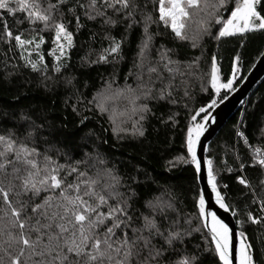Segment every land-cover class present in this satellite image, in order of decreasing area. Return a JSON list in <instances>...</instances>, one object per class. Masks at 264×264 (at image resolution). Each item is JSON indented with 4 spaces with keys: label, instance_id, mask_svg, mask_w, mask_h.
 <instances>
[{
    "label": "snow or ice",
    "instance_id": "obj_1",
    "mask_svg": "<svg viewBox=\"0 0 264 264\" xmlns=\"http://www.w3.org/2000/svg\"><path fill=\"white\" fill-rule=\"evenodd\" d=\"M231 2L0 0L3 13L0 14V41L11 45L14 39L15 47L19 49V59L24 61L23 67L39 73L41 80L37 86L50 91L53 84H59V80L48 74L49 67L43 63L44 56L39 50L45 43L44 36L40 35L38 39H22L21 34L13 36L4 14L12 16L17 12L22 13L30 25L37 22L42 25L40 33H54L52 43L56 47L48 52L56 62L51 68L54 74H62V70L68 71L71 67L67 50L74 47V35L86 27L82 20L97 25L102 40L109 41V46L102 48L96 58H91L92 50L81 57L82 67L101 64L115 66L124 59L122 46L126 42L130 44V37L139 30L140 38L133 59L135 71L129 70L134 87L125 85L114 90L116 77L113 71L110 78L104 80V90L88 100L77 89L75 76L61 75V79L65 87L70 86L74 90L77 103L71 107L77 115H80L77 104L81 107L95 104L96 110L104 114L109 111L105 101L110 96H123L133 105L132 114L138 117L132 122L131 135L146 138L142 122L149 115H154L150 104H176L174 94L177 89L183 90L181 99L189 97L188 77L195 76L192 68L197 66L199 60V57L191 62L175 60L169 55L171 49L163 45L156 48L154 39L159 33L151 31V26L163 24L170 28L177 39L190 41L193 48L205 36L219 42L223 38L264 32V0H235L229 10ZM192 23L195 24L194 29ZM70 26L75 28V33L69 30ZM117 28L122 29L119 39L112 35ZM96 35L97 32H92L90 40L94 41ZM33 44L38 57L36 60L30 58V51L29 56L24 55ZM153 49L155 59L152 57ZM240 58L237 51L232 60L231 78L221 82L216 55L213 54L208 81L212 93L233 88ZM11 67L17 71L19 69L15 63ZM11 75L10 72L6 73L4 79ZM84 86L87 87V84ZM216 103V100H212L208 108L215 107ZM201 113L204 115L198 121ZM177 115L171 113L161 123L171 122L175 126ZM4 116L7 117L8 113L5 112ZM12 117L11 121L0 120V264H203L199 255L201 252H211L213 264L215 258L220 264H262L264 245L259 250L258 258L257 249L244 232L239 233L238 245L233 244L228 225L215 213L206 211L203 194L198 196L195 204L198 215L184 214L175 206L173 196L150 195L152 189L147 182L148 174L143 173L146 179L141 181L142 170L138 166L134 167L132 173H119L115 166L106 167L105 160L95 149L92 154L85 152L82 158L74 159L69 154L70 149L57 146L70 143V138L59 141L52 136L53 126L48 123L43 109H33L30 113L21 110L19 114L13 113ZM87 119L81 120V125ZM209 119L205 107L195 110L185 132L187 159L176 156L174 161L190 163L197 173L206 167L207 183L215 193L216 203L228 211L229 206L217 189L213 161L197 158L196 147ZM112 124V132L117 139H125L129 130L122 126L123 122L118 126L113 120ZM243 124L242 116L238 121L236 136L248 145V138L240 129ZM61 157L63 163L60 162ZM237 162L242 171L245 164L239 158ZM167 165L172 167L174 163L168 161ZM256 165L264 170V153L258 147L252 153L249 166ZM227 170L233 171L231 167ZM237 179L251 192L252 202L258 203L261 212H264V178L259 180V194L250 181L241 177ZM246 215L252 224L264 227V216L253 217L251 212H246ZM193 216L205 221L203 226L208 228L210 240L204 237L205 245L201 247L196 244L190 252L188 238L201 231L199 226H192ZM209 218L210 224L207 222Z\"/></svg>",
    "mask_w": 264,
    "mask_h": 264
},
{
    "label": "trees",
    "instance_id": "obj_2",
    "mask_svg": "<svg viewBox=\"0 0 264 264\" xmlns=\"http://www.w3.org/2000/svg\"><path fill=\"white\" fill-rule=\"evenodd\" d=\"M234 3L235 0H232L229 10L234 6ZM149 8L152 9L151 4ZM0 14H3L2 10H0ZM4 15L13 36L21 34L22 39H38L40 35L44 36L45 43L41 45L39 51L44 56L43 63L49 67L48 74L55 76L59 80V84H53L50 91L38 87L41 76L29 68L23 67L24 61L19 59V49L15 47L14 39L11 45L0 41V120L11 121L13 119L12 114H19L21 110L30 113L33 109H43L48 123L53 126L52 136L59 141L70 138V143L57 146H63L65 150L70 149L69 154L74 159L82 158L85 152L92 154L93 149H95L105 160V166L109 168L115 166L119 173H132L134 167L138 166L142 170L139 177L141 181L146 179L143 173L148 174L147 182L152 189L150 195L159 196L163 194L166 198L171 195L175 198V206L182 213L189 216L193 213L198 215L195 204L201 194V189L195 167L190 163H175L174 158L184 156L187 159V151L184 146L185 132L189 118L191 115H195V110L203 106L210 116L212 111L240 86L252 70L264 53V32H252L223 38L219 42L205 36L198 42V46L193 48L190 41L177 39L170 28L163 24H153L151 31L159 33L154 39L156 48L163 45L165 48L171 49L169 55L175 60L191 62L197 57L199 60L197 66L192 68L195 76L188 77L189 87L187 90L190 96L181 99L183 90L177 89L174 94L177 100L176 104H150L154 115H149L147 120L142 122L146 129V138H135L131 135L133 131L132 122L138 117L132 114L133 105L131 103L128 104V107H112L107 103L110 111L104 114L96 110L95 104L87 105V107H81L77 104V110L80 113L77 115L71 107L72 104L77 103L76 96L73 95L74 90L70 86H64L61 75L75 76L76 81L74 83H76L77 89L83 92L88 100H91L98 91L104 90V80L109 79L113 71H115L116 77L113 84L114 90L123 88L125 85L134 87L135 83L133 77L129 75V70L135 71L133 59L140 38L139 30H136L130 37V44L126 42L122 46L124 59L115 66L101 64L82 67L81 57L92 50L91 58H96L97 53L102 48L109 46V41L102 40V33L97 25L82 20L86 27L74 35V47L67 50V54L70 56L68 62L71 67L68 71L62 70V74H54L51 72V68L56 62L52 56L48 55V52L56 47L52 43L54 33L52 31L40 33L39 29L42 25L38 22L30 25L22 13L17 12L12 16ZM154 15L157 13L154 12ZM225 18H227V13ZM18 20L24 22L17 23ZM192 28H195L194 23H192ZM0 30H2V22H0ZM69 30L76 32L72 26ZM92 32L98 33L94 41L90 40ZM121 33L122 29L117 28L113 30L112 35L119 39ZM241 42H243V47H241ZM9 47H11V51H9ZM29 51L32 60L38 59L34 44L28 51H25L26 57L29 56ZM237 51H239L241 58L233 88L231 90L221 89L219 93H212L208 81L210 80V64L213 54L216 55L221 82H226V79L232 76V60ZM155 55V49H153V59H155ZM13 63L19 66L18 71L11 67ZM9 72L12 75L5 80L4 76ZM85 83L87 87L84 86ZM115 97L125 99L123 96L112 95L113 99ZM66 100L67 104L65 103ZM212 100H216V106L208 108ZM111 108L116 115H113L114 117L111 116ZM5 112L8 113L7 117L4 116ZM171 113H178L175 118L176 125L173 126L171 122L161 123V120L166 119ZM203 115L201 113L197 120L200 121ZM242 116L244 124L240 126V129L245 132L249 141L248 145L236 136L238 121ZM85 117L88 119L81 125V120ZM113 120L118 126H121V122H123L122 126L128 128L129 134L125 139H117L113 134ZM9 126H11L10 123ZM262 130H264V81L251 94L245 109L231 119L219 132L209 146L206 158L213 161L217 188L234 215L238 232H244L247 235L249 241L257 249L258 258H260L259 250L264 245V227L261 224H252L248 221L246 212H251L253 217L264 216V212H261V206L258 203L252 202L251 192L238 182L237 177L250 181L259 194V180L264 178V170L259 165L254 167L249 165L253 150L257 147L264 150ZM238 158L240 162L245 164L242 171L239 169ZM168 161H173L174 166L168 167ZM60 162H64L62 157ZM229 167L233 171L229 172L227 170ZM203 225L204 221L197 220L193 216L192 226H199L201 231L193 233V236L188 238L190 243L187 247L190 252L194 250L196 244L201 245V247L205 245L204 237L210 240V235ZM199 255L203 264H213L214 257L211 252H201ZM215 264H220L218 258H215ZM262 264H264V260H262Z\"/></svg>",
    "mask_w": 264,
    "mask_h": 264
},
{
    "label": "water",
    "instance_id": "obj_3",
    "mask_svg": "<svg viewBox=\"0 0 264 264\" xmlns=\"http://www.w3.org/2000/svg\"><path fill=\"white\" fill-rule=\"evenodd\" d=\"M263 81L264 53L261 55L240 86L212 111L210 119L205 122L206 130L200 137V141L196 147L197 158L199 160L207 158V151L213 140L231 119L245 109L251 94L262 84ZM196 174L201 194H203L205 198L206 211L215 213L218 219L228 225L230 233L233 237V244L238 245L240 237L234 215L232 214L230 208L228 211H225L216 203L215 193L212 192L211 186L207 183L206 167L201 173L196 172ZM218 191L220 192L219 189ZM224 202L227 205L225 199ZM207 222L210 224V218ZM205 229L210 235L208 228L205 227Z\"/></svg>",
    "mask_w": 264,
    "mask_h": 264
},
{
    "label": "rangeland",
    "instance_id": "obj_4",
    "mask_svg": "<svg viewBox=\"0 0 264 264\" xmlns=\"http://www.w3.org/2000/svg\"><path fill=\"white\" fill-rule=\"evenodd\" d=\"M125 100V101H124ZM107 103H108V105L110 104L112 107H120V106H122V107H128V104H130V102L127 100V99H119L118 97H115V99H113L112 98V96H110L109 97V99H107L106 101H105V105H106V107L109 109V111H110V108H109V106L107 105ZM108 111V112H109ZM129 112V111H128ZM111 116L112 117H114V116H116L115 114H114V112H112V108H111ZM110 115V114H109ZM114 115V116H113Z\"/></svg>",
    "mask_w": 264,
    "mask_h": 264
},
{
    "label": "built area",
    "instance_id": "obj_5",
    "mask_svg": "<svg viewBox=\"0 0 264 264\" xmlns=\"http://www.w3.org/2000/svg\"><path fill=\"white\" fill-rule=\"evenodd\" d=\"M261 149V148H260ZM255 150V149H254ZM254 150H253V152H254ZM261 151H262V153H264V150L263 149H261Z\"/></svg>",
    "mask_w": 264,
    "mask_h": 264
}]
</instances>
